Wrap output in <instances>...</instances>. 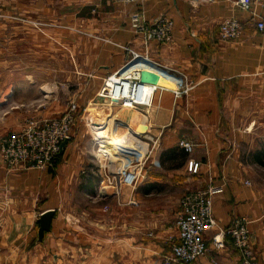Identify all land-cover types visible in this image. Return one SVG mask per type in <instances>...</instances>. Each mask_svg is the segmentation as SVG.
<instances>
[{"label":"crops","instance_id":"obj_1","mask_svg":"<svg viewBox=\"0 0 264 264\" xmlns=\"http://www.w3.org/2000/svg\"><path fill=\"white\" fill-rule=\"evenodd\" d=\"M233 1L194 5L149 0L143 7L146 18L153 22L170 16L175 28L169 44L151 42L146 51L131 28L136 6L112 0H0V53H7L3 63L10 64L17 44L37 38L43 50L51 47L68 58L80 85L71 97L79 114L99 97L104 79L121 70L134 53L181 72L193 84L181 97L157 91L150 108L120 107L121 119L130 127L140 128L147 117L150 128L142 125L145 131L159 135L163 130L157 151L140 167L146 168L135 188L107 191L100 180L85 187V175H99L82 147L89 144L84 143L81 121L53 170L8 173L0 159V201L8 210L1 224L13 244L7 253L0 251V264H162L178 235L180 199L211 182L223 188L214 197L217 225L204 233L209 251L191 264H240L238 250L221 232L244 216L254 235L255 264H264V187L251 179L238 140L231 137L239 131L240 116L252 114L264 98V33ZM256 11L264 18V0ZM231 17L242 22V34L221 40L220 25ZM38 24L56 40L53 45L32 27ZM182 139L192 141L194 151L169 164L174 161L163 152L179 147ZM190 160L200 163L198 174L189 172ZM51 210V231L40 241L39 219ZM214 241L223 246L216 248Z\"/></svg>","mask_w":264,"mask_h":264},{"label":"built area","instance_id":"obj_2","mask_svg":"<svg viewBox=\"0 0 264 264\" xmlns=\"http://www.w3.org/2000/svg\"><path fill=\"white\" fill-rule=\"evenodd\" d=\"M112 1L119 5L137 7L130 14L131 28L137 36L142 38L146 51L149 49L151 42L169 44L172 41L175 28L173 18L162 16L153 22L149 21L143 9L149 0ZM188 1L194 5L201 2H215V0ZM258 2L259 0L233 1L235 6L242 12L250 14L252 21L256 22L258 31L264 33V18L256 11ZM242 31L243 24L238 18H226L220 25L219 36L224 41L236 40L241 36ZM136 60H139L137 64L121 73L122 69ZM122 69L104 79L103 90L99 93V97L109 100L111 104H113L115 97H119L118 105L121 108L137 109L143 106L146 107L147 105L143 104L146 86L151 87L152 95L157 91L167 90L158 85L141 83L142 70L158 73L165 80L172 82L176 88L174 90L175 95L178 97L187 95L193 89V84L189 82L187 76L181 72H174L163 67L152 61L147 55L134 53ZM110 81L112 82V88L108 91L106 86ZM126 85H129V88ZM86 112L87 109H84L83 115L79 114L78 104L72 101L69 108L61 116L48 120L31 121L22 131L12 132L1 137L0 159L7 172L21 173L29 170L45 171L55 169L58 157L61 155L62 144L65 141L70 142L72 140L77 122L87 120H85ZM115 122L117 125L121 124L122 127L133 132L136 137L131 144L116 147L114 155L120 165L116 168L113 162H108L110 165L108 174L103 173L102 175L105 177L100 183V188L108 183L109 188H107V191L113 187L116 192H119L123 186L136 187L142 171L146 168L141 169L140 167L145 162L147 164L153 152L157 151L162 133L153 135L147 131L141 135L123 121L116 120ZM145 142L148 143L147 146L144 145ZM178 146L188 154H191L195 148V144L187 139L180 140ZM97 159L102 174V171H104L103 164L99 157ZM156 164L159 165V162L155 161ZM112 168L115 169L112 170ZM199 169V162L194 160L188 162L190 173L198 174ZM221 191H223V188L217 187L211 182L206 188L188 191L183 195L179 201L176 217L178 235L171 240V252L164 258L162 264H191L206 255L209 248L204 240V233L214 229L217 225L213 216V204L215 195ZM131 203L135 202L131 201ZM108 209V206L104 207L105 211H108ZM250 223L249 218L239 217L229 228L221 232L223 239H228L238 250L240 264H255L254 235ZM214 244L216 248L223 246L221 241H214Z\"/></svg>","mask_w":264,"mask_h":264},{"label":"rangeland","instance_id":"obj_3","mask_svg":"<svg viewBox=\"0 0 264 264\" xmlns=\"http://www.w3.org/2000/svg\"><path fill=\"white\" fill-rule=\"evenodd\" d=\"M43 26L38 24V26L32 27L38 29V32L46 37L47 42L50 43L48 45H53L56 40L49 38L50 34L46 33ZM50 48L43 50L38 38L31 40V43L22 41L17 44L15 54L11 57L12 61L8 65L3 63V60L7 58V53H0V62L3 63L0 64V138L12 132L22 131L31 121L57 118L69 108L72 102L71 97L78 87L80 88L78 78L72 77L74 72L67 61L69 59L60 57L55 54L57 52L49 50ZM108 87L109 83H107L106 90ZM146 94L149 95V93ZM118 99L119 97L113 102L118 103ZM259 105L260 107H258ZM259 105L254 107L252 114L240 116L239 131L233 132L231 137L238 140L237 145L240 149L241 159H243V164L250 167L251 179L264 187V98L259 102ZM108 106H113L114 110L111 121L114 123L116 120L122 121L120 106L112 105L109 100L102 97H97L95 101L91 102L86 112L85 120H87L81 121L86 131L84 143L89 144V146L83 144L82 147L92 157V164L97 168L96 173L102 177L100 183L105 177L102 176L103 173L108 174L110 157H113L112 162L116 168L120 165L114 155L116 147L127 145L130 142L128 138H131L124 133L118 135L121 138L118 142L116 140L108 142L105 139L106 132L103 121L108 117L109 112L104 111V108ZM255 109H257L256 112ZM92 111L94 112L92 113ZM112 126L119 127L117 124H112ZM120 128H122L121 124ZM96 157L102 161L104 168L102 174L100 163ZM169 164L175 165L176 163L170 162ZM114 169L112 168V170ZM109 190L116 191L113 187ZM7 214L8 210H5V206L0 201V251L4 253H7L13 245L12 241L8 239L12 234L1 224L2 218H5Z\"/></svg>","mask_w":264,"mask_h":264},{"label":"bare ground","instance_id":"obj_4","mask_svg":"<svg viewBox=\"0 0 264 264\" xmlns=\"http://www.w3.org/2000/svg\"><path fill=\"white\" fill-rule=\"evenodd\" d=\"M156 74H158V73H156ZM159 75V74H158ZM124 77H125V75H124ZM123 77V78H124ZM109 83V87H108V91H110V89L112 88V82L110 81V82H108ZM157 85L158 86H160V87H163V88H165V89H167V90H169V91H174L176 88H175V85L173 84V83H168L167 81H163V80H159L158 82H157ZM127 86V85H126ZM128 88V87H127ZM146 93H149V95H147ZM153 97H154V94L152 95V89H151V87L150 86H146L145 87V89H144V96H143V104H145V105H147V107L148 108H150L151 106H152V101H153ZM124 98V97H123ZM119 100V99H118ZM146 100V101H145ZM145 102H147V103H145ZM119 103V102H118ZM118 103H114L113 102V104L115 105H118ZM112 104V105H113ZM115 105V106H116ZM99 106V105H98ZM109 107H110V109H109ZM105 110L104 111H106L107 113H108V117H106L105 119H104V121H103V126H104V131L106 132V135H105V139L108 141V142H110V140H116V142H118L121 138L118 136L119 134L121 135V134H124V133H126L127 134V136H129V137H131V138H128L129 140H130V142L128 143V144H131V142L136 138L135 136H134V134H133V132H131V131H128L127 130V128H124V127H122V128H120V125H119V127H114V126H112V124L114 123L113 121H111V117H112V114H113V112L112 111H114L113 110V106H108V107H105L104 108ZM138 109V108H137ZM93 110V109H92ZM136 111V110H135ZM94 111H92V113H93ZM116 112V111H115ZM104 113V112H103ZM104 115V114H103ZM105 116V115H104ZM118 117V116H117ZM103 118V117H102ZM123 121V120H122ZM149 120H148V118L147 117H144L142 120H141V122L138 124V125H141L140 126V128L137 126L136 128H134L135 129V131L137 132V133H141V135H143V133L145 134L147 131H145L144 130V128L142 127V125H145L146 127H147V129L149 130V128H150V126H149ZM131 129H133L132 127H130ZM146 129V130H147ZM144 130V131H143ZM155 130V129H154ZM162 131L163 130H161L160 131V129H159V133H162ZM150 133H151V131H149ZM157 132V131H156ZM154 134V133H153ZM155 135V134H154ZM157 135V134H156ZM123 138H125V137H123ZM105 140V141H106ZM117 144V143H116ZM127 144V145H128ZM147 142H145V146H147ZM113 158V157H112ZM140 180V179H139Z\"/></svg>","mask_w":264,"mask_h":264},{"label":"water","instance_id":"obj_5","mask_svg":"<svg viewBox=\"0 0 264 264\" xmlns=\"http://www.w3.org/2000/svg\"><path fill=\"white\" fill-rule=\"evenodd\" d=\"M139 62V60H136L134 62H132L130 65L126 66L124 69L121 70V73L126 71L127 69H129L130 67H132L133 65L137 64ZM159 80H163V81H167L168 83L170 81L168 80H165L164 78H162L160 75L154 73V72H151V71H148V70H142L141 71V83L143 84H152V85H157V82ZM172 83V82H170ZM68 141H65L62 146H61V155L64 154L65 152V149L68 145ZM55 217V212L54 211H48V212H45L44 214H42V216L40 217L39 219V232H38V235H39V240L40 241H43L44 237H45V234L46 232H49L51 231V226H52V220L53 218Z\"/></svg>","mask_w":264,"mask_h":264},{"label":"trees","instance_id":"obj_6","mask_svg":"<svg viewBox=\"0 0 264 264\" xmlns=\"http://www.w3.org/2000/svg\"><path fill=\"white\" fill-rule=\"evenodd\" d=\"M61 156V155H60ZM60 156L58 157L57 162L60 159ZM162 156L170 161H174L176 163L177 160H182L184 159L187 154L186 152L182 149H180L179 147L173 148V149H169L168 151L163 152ZM84 179L86 181L85 183V187L87 186H92V183H95V180H97L99 182L100 177H94V175L91 173L87 174L84 176Z\"/></svg>","mask_w":264,"mask_h":264}]
</instances>
